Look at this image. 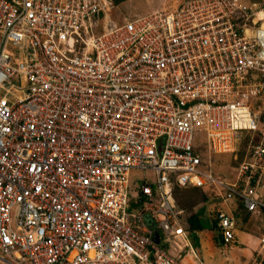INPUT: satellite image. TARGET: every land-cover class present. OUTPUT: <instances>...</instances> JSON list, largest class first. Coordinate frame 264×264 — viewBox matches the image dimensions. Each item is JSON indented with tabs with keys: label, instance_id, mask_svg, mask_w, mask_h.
Masks as SVG:
<instances>
[{
	"label": "built area",
	"instance_id": "built-area-1",
	"mask_svg": "<svg viewBox=\"0 0 264 264\" xmlns=\"http://www.w3.org/2000/svg\"><path fill=\"white\" fill-rule=\"evenodd\" d=\"M115 3L0 0V264H206L176 189L264 217V2L119 24ZM244 134L232 178L214 172ZM213 220L233 244L236 216Z\"/></svg>",
	"mask_w": 264,
	"mask_h": 264
},
{
	"label": "rangeland",
	"instance_id": "rangeland-1",
	"mask_svg": "<svg viewBox=\"0 0 264 264\" xmlns=\"http://www.w3.org/2000/svg\"><path fill=\"white\" fill-rule=\"evenodd\" d=\"M181 1L182 0H123L115 3L108 17L119 24L122 22L123 18H130L133 14H146L156 9H171L177 6ZM249 1L264 2V0ZM261 23V26H264V20ZM256 142L257 138L249 134H244L239 143L236 156L231 154H212L210 159L213 171L222 177L232 178L235 168L247 159L250 146L254 145ZM206 194L211 197L210 193L206 192ZM206 194H202L195 190H184L177 192L175 197L177 205L179 208L185 210L186 216H191L199 210H202V219L209 222L214 218L217 208L222 204L217 199L212 197L207 198L208 196ZM260 198L264 200V192L260 195ZM222 209L223 211L225 210L223 206ZM239 209L241 211L239 213L237 229L252 233L255 238L260 239L264 235V217H250L241 207H239ZM224 212L227 211L225 210ZM161 247L163 248L162 245ZM252 263L253 261L249 264Z\"/></svg>",
	"mask_w": 264,
	"mask_h": 264
},
{
	"label": "crops",
	"instance_id": "crops-1",
	"mask_svg": "<svg viewBox=\"0 0 264 264\" xmlns=\"http://www.w3.org/2000/svg\"><path fill=\"white\" fill-rule=\"evenodd\" d=\"M222 206L227 213L236 216L238 223L241 211L239 203L232 201L229 204H222L217 210L222 209ZM208 223L211 224V220ZM188 233L192 246L197 250L200 258L206 264H249L252 261L254 263L255 250L259 245V239L255 238L252 233L236 228L234 232L235 241L233 244L227 246L223 245L219 239H216V232L209 228L201 231H188Z\"/></svg>",
	"mask_w": 264,
	"mask_h": 264
},
{
	"label": "trees",
	"instance_id": "trees-1",
	"mask_svg": "<svg viewBox=\"0 0 264 264\" xmlns=\"http://www.w3.org/2000/svg\"><path fill=\"white\" fill-rule=\"evenodd\" d=\"M116 2H119V1L116 0ZM184 190H195L197 192H201L202 194L205 193V191H203L201 189H197V188L181 189V190L176 189L175 190V196H176L177 192L184 191ZM207 198H211V197L208 196ZM175 199H176V197H175ZM202 214H203L202 210H199L195 214H192L191 216L187 217V219H186L187 230L192 232V231H201V230L209 228V229L216 232V235H217L216 239H219L221 241L217 221L211 220L212 223L209 224L206 220L202 219ZM146 222H147L149 227H153V224L151 222H149V221H146Z\"/></svg>",
	"mask_w": 264,
	"mask_h": 264
},
{
	"label": "water",
	"instance_id": "water-1",
	"mask_svg": "<svg viewBox=\"0 0 264 264\" xmlns=\"http://www.w3.org/2000/svg\"><path fill=\"white\" fill-rule=\"evenodd\" d=\"M154 238H155V241L158 242V240H159V235H158V233H155V237H154Z\"/></svg>",
	"mask_w": 264,
	"mask_h": 264
}]
</instances>
